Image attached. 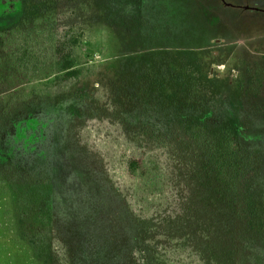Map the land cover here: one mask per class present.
<instances>
[{
    "label": "rangeland",
    "instance_id": "374dc122",
    "mask_svg": "<svg viewBox=\"0 0 264 264\" xmlns=\"http://www.w3.org/2000/svg\"><path fill=\"white\" fill-rule=\"evenodd\" d=\"M19 28L36 48L22 65ZM53 37L87 69L58 92ZM139 128L163 162L157 200L125 170ZM225 134L256 170L255 211L215 195L205 149ZM79 159L99 206L133 218L144 264H264V0H0V264H84Z\"/></svg>",
    "mask_w": 264,
    "mask_h": 264
},
{
    "label": "trees",
    "instance_id": "16d2710c",
    "mask_svg": "<svg viewBox=\"0 0 264 264\" xmlns=\"http://www.w3.org/2000/svg\"><path fill=\"white\" fill-rule=\"evenodd\" d=\"M10 33L19 38L14 42L15 59L18 64L22 65L26 60L27 62L31 60L36 49L34 39L30 38L32 36L23 33L20 28L12 30ZM76 43L77 40L72 37L66 42L58 41L56 38L54 40L53 37L51 42L54 46V59L58 67V72L53 80L57 92L73 82H78L87 70L77 66L73 59L72 48ZM144 135L147 133L139 128L137 133L139 149L137 155L127 159L125 170L137 184V190L141 195L157 200V197L163 196L159 192L160 188L167 192L168 186L166 176L163 174V162L160 159V154L148 152L150 150L148 148H151L149 143L154 144L153 139L149 140L150 138H146ZM139 136L145 139L143 140L145 145L140 146ZM214 140L212 146H208L205 150H207V155L209 154L212 173H214L217 182L214 186L215 195L228 202L237 199L240 208H242V214H244L243 211L246 212V209L247 212L255 211L256 188L251 180L255 177L256 170H254L251 160L248 159V153L230 134H225ZM209 143L210 141L207 144ZM162 148L165 146H158L159 150ZM83 163L84 161L79 159L76 167L78 169L76 187L75 190H69L71 205L76 210L71 211L68 219L71 224H74V230L76 228L73 238L75 237L79 243L78 246L72 247L74 249L72 251L84 264H132L133 262L144 264L147 254L145 250L141 249L137 238L135 239L133 218L126 212L124 215H120L111 209L105 210L99 206L100 203H104L101 197L103 187L97 185L99 176L82 167ZM94 205L98 206L96 210L93 208ZM118 219L122 223L116 229L115 224ZM173 253L181 255L176 251ZM171 263L179 264L180 259L173 256L171 261L168 260V264Z\"/></svg>",
    "mask_w": 264,
    "mask_h": 264
}]
</instances>
